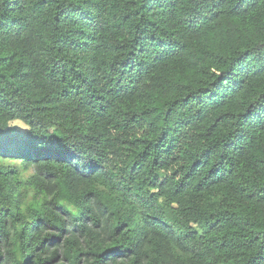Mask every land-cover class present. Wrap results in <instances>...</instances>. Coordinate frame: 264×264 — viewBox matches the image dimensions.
I'll return each mask as SVG.
<instances>
[{
	"label": "trees",
	"instance_id": "trees-1",
	"mask_svg": "<svg viewBox=\"0 0 264 264\" xmlns=\"http://www.w3.org/2000/svg\"><path fill=\"white\" fill-rule=\"evenodd\" d=\"M54 262L264 264V0H0V264Z\"/></svg>",
	"mask_w": 264,
	"mask_h": 264
},
{
	"label": "rangeland",
	"instance_id": "rangeland-1",
	"mask_svg": "<svg viewBox=\"0 0 264 264\" xmlns=\"http://www.w3.org/2000/svg\"><path fill=\"white\" fill-rule=\"evenodd\" d=\"M11 125L14 126V127L24 128L23 123L20 122V121H13V122L11 123ZM12 163H13V165H14L15 167H18V166H19V164H18L16 161H13ZM28 173H29V171L24 172L23 174L26 176ZM52 264H55V262L52 263Z\"/></svg>",
	"mask_w": 264,
	"mask_h": 264
}]
</instances>
